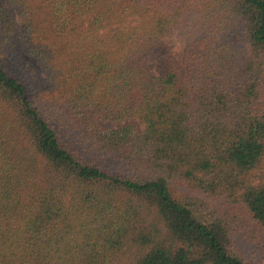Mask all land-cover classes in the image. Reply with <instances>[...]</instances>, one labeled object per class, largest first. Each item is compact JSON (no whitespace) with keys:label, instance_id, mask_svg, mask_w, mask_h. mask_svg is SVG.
<instances>
[{"label":"trees","instance_id":"16d2710c","mask_svg":"<svg viewBox=\"0 0 264 264\" xmlns=\"http://www.w3.org/2000/svg\"><path fill=\"white\" fill-rule=\"evenodd\" d=\"M0 264H264V0H0Z\"/></svg>","mask_w":264,"mask_h":264},{"label":"clouds","instance_id":"9594fccd","mask_svg":"<svg viewBox=\"0 0 264 264\" xmlns=\"http://www.w3.org/2000/svg\"><path fill=\"white\" fill-rule=\"evenodd\" d=\"M172 40H173V42H174V47H173L172 51L175 52V53H180V52H182V50H183V45H182V42L180 41L178 35H174V36L172 37Z\"/></svg>","mask_w":264,"mask_h":264},{"label":"rangeland","instance_id":"374dc122","mask_svg":"<svg viewBox=\"0 0 264 264\" xmlns=\"http://www.w3.org/2000/svg\"><path fill=\"white\" fill-rule=\"evenodd\" d=\"M32 61L34 62V60L32 59ZM35 63V62H34ZM238 212H239V214L242 216V217H247V212H246V210H244L243 208H239L238 210H237Z\"/></svg>","mask_w":264,"mask_h":264}]
</instances>
